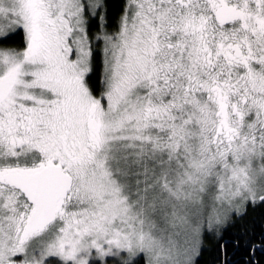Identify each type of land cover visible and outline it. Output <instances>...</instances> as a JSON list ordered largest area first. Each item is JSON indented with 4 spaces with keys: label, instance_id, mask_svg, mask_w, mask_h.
I'll use <instances>...</instances> for the list:
<instances>
[{
    "label": "snow or ice",
    "instance_id": "6c2138e0",
    "mask_svg": "<svg viewBox=\"0 0 264 264\" xmlns=\"http://www.w3.org/2000/svg\"><path fill=\"white\" fill-rule=\"evenodd\" d=\"M256 207L264 0H0V264H199Z\"/></svg>",
    "mask_w": 264,
    "mask_h": 264
},
{
    "label": "trees",
    "instance_id": "16d2710c",
    "mask_svg": "<svg viewBox=\"0 0 264 264\" xmlns=\"http://www.w3.org/2000/svg\"><path fill=\"white\" fill-rule=\"evenodd\" d=\"M223 240L217 236H205L199 264H218L221 258L228 264H245L247 259V243L250 238L264 239V207L250 208L248 214L231 226H226ZM236 240H240L237 245ZM225 245V248H221Z\"/></svg>",
    "mask_w": 264,
    "mask_h": 264
},
{
    "label": "rangeland",
    "instance_id": "374dc122",
    "mask_svg": "<svg viewBox=\"0 0 264 264\" xmlns=\"http://www.w3.org/2000/svg\"><path fill=\"white\" fill-rule=\"evenodd\" d=\"M218 234H213V233H208L207 235L205 236H217Z\"/></svg>",
    "mask_w": 264,
    "mask_h": 264
}]
</instances>
